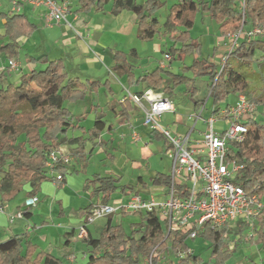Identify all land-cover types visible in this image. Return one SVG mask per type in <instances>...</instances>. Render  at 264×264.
<instances>
[{"label": "trees", "instance_id": "1", "mask_svg": "<svg viewBox=\"0 0 264 264\" xmlns=\"http://www.w3.org/2000/svg\"><path fill=\"white\" fill-rule=\"evenodd\" d=\"M109 0H80L82 9L87 10L94 4L101 10ZM113 12L130 9L137 16L138 36L142 40H152L156 36L169 35L173 44L169 52L173 57L195 53L191 65H185V71H192L196 76L210 78V97L214 103L225 100L230 93H244L251 100L264 108V93L258 94L251 88L250 75L261 76L253 68L256 50L263 51L264 37H244L241 44L231 51L225 61L216 63L210 58L200 56L201 44L190 33L194 26L195 13L198 10L209 12L224 34L236 32L248 25L253 29L264 23V0H245L241 9L240 0H177L169 7L166 20L162 23L158 11L165 6L163 0H112ZM196 4L197 7L192 9ZM22 15L9 16L7 24L19 32L26 27L19 22ZM250 30V29H249ZM15 38V36H13ZM9 42L0 46V52L6 51L16 56L17 49ZM112 70L126 75L130 83L148 81L150 84L170 92L173 87L189 83L194 78L185 73H175L171 69L156 68L143 77L137 78L134 65L128 61L125 52L114 50ZM37 60L46 64L43 69H35L21 76L19 84H4L0 77V204L12 200L23 191L26 183L30 184L29 195L41 190L42 183L49 178L60 181L69 170V163L59 162L53 169L62 175V179L52 176L45 166L46 153L63 144L72 147L73 157L88 162L84 136H70L69 131L77 127L75 116L66 106V101H79L86 97L90 89L97 90L102 85L97 80L83 82L70 77L62 59H49L46 55ZM264 72V61L259 63ZM170 76L173 87H164L165 76ZM136 81V82H137ZM203 101H196L199 106ZM128 107L130 101L123 100ZM125 107V108H126ZM103 114L96 116L90 133L98 136L105 128ZM245 139L230 144L228 156L236 158L244 167L233 181L242 186L248 194L264 195V124L257 119L248 121ZM163 135V134H162ZM164 136V135H163ZM170 147L167 141V149ZM144 183L142 177L139 181ZM152 183L170 188V173L158 172L152 176ZM94 196L109 198L118 190L136 191L133 185L123 184L120 176L96 173L88 179ZM180 195L188 193L185 185L177 186ZM4 206V205H3ZM92 208V207H91ZM91 210V209H90ZM89 210V212H90ZM88 212V213H89ZM26 216H30L25 211ZM247 225L241 223L235 229L212 228L205 223L199 229L198 237L211 241L213 256L223 264H228L235 250L246 240L243 231ZM229 231V232H228ZM229 234L230 237H229ZM188 232L172 229L168 232L166 224L154 212H139V220L131 222L127 231L122 223H113L111 217L99 237L91 234L84 238L90 247L86 264H175L172 253L185 251L179 257V264L197 262L199 255L190 245ZM256 236L264 242V210L256 225ZM231 236H233L231 238ZM254 237V236H253ZM253 237L251 239H253ZM191 249V252L188 250ZM226 261V262H225ZM0 264H64L61 258L48 251H38L37 246L22 236H13L0 242Z\"/></svg>", "mask_w": 264, "mask_h": 264}, {"label": "crops", "instance_id": "2", "mask_svg": "<svg viewBox=\"0 0 264 264\" xmlns=\"http://www.w3.org/2000/svg\"><path fill=\"white\" fill-rule=\"evenodd\" d=\"M14 1L16 0H0V46L5 43L13 42V47L17 49L16 56H12L6 51L0 52L1 81L4 84L7 82L19 84L22 75L27 74L35 69H43L46 66L45 63L37 60L39 57L46 55L49 59H62L70 77L79 78L83 82L89 80H97L101 82L102 85L99 87V89L88 90L86 97L83 100L66 101L65 103L67 106V102H72V104H84L85 100L88 101L86 105L81 104L80 107L77 108L76 112H74L75 110H72L68 106L67 107L75 116L74 122L77 123L76 129L70 130L69 135L84 136L87 138V140H90V144L86 142L85 145V150L88 152L90 162L94 157L93 152L96 149H99L101 153L103 149L100 148V146L107 145L110 142L113 146L115 143V139L112 136L111 138H108V140L103 138L105 131L109 133L117 131V134L120 137L119 139L121 140H126L127 138L134 140V133H138L141 136V139L145 138L150 141L157 137H164L161 133L152 131L149 127L144 125L143 111L133 101L128 99L130 101L128 104L129 106H125L126 108L123 106L122 102L129 92L143 93L148 89H152L155 93H161L162 95L171 99L175 105V111L165 113L162 116V124L170 128L172 131L178 133H187L191 127H193L195 123L193 114L200 112L202 107L205 105L204 110L207 109L209 114L208 116L204 117L203 110L202 118L197 121L193 130V136L196 140H200L202 138V132L206 128L205 120L214 113L218 116V118H220V109L235 104L238 101L239 94H241L236 93L237 97L234 101H228V98H226L219 103H214L213 98L210 97V82H208L209 90L207 91V95L200 99H196V96L201 89L195 85V80L200 77L208 76H196L192 71H190V73L193 74L191 77L194 79L188 83L185 93L189 92L191 94L192 107L194 110L188 113H183L179 109V103L176 104L173 98L176 88L181 84L173 87V81L170 76L166 75L163 82L164 87H173L172 90L168 92L163 88H158L157 86L150 84L145 80L137 81L138 79H136L134 83H130L126 75H120L112 70L113 65L115 64L113 49L126 53L128 61L134 65V73L137 78L143 77L158 67L163 68L160 65L159 58H156V64L152 65L151 61H153L154 58L152 55H150L149 57L145 58L147 65L142 68L143 71L138 72L137 69L143 67L142 60L144 57H142L141 53L136 47H130L128 49L133 41L140 40L138 36L137 16L132 10L124 9L118 13H114L112 10V0H109L101 10H99L95 4L91 8L84 10L82 9L80 0H61L66 1L70 8L67 18L72 26H69L67 22L64 21L50 24L47 20L45 7H36L30 3L23 2L22 0H17L22 3V6L21 10L16 12L13 10ZM137 1L141 3L144 0ZM176 1L177 0H174V2ZM172 4L168 6V12L169 7ZM196 7L197 5L194 8L192 7V9H195ZM15 13L22 15L19 22H21L23 25L25 23V32H19L16 29H13V33L9 31V29L11 30V27H9L7 24V20L9 16ZM208 14L211 16L209 12ZM165 20H161L162 23ZM244 29L249 30L251 27L246 25L244 26ZM219 31L220 32L218 34L222 35V43L225 44L226 40H228V44L231 45V51L235 50L244 39L240 38L238 45L232 49V39L228 36L229 33L224 34L220 29V25ZM13 36H15V38H13ZM161 37H163V42L166 39H169L171 45L173 44V40L169 35H163ZM192 38L197 41V39L193 36ZM215 40L217 45L218 36H216ZM155 45L157 48L159 47L158 44ZM225 45H227V43ZM169 47L165 48L164 53H170ZM170 54L173 55L172 53ZM191 54H193L194 59L196 54ZM228 54L229 53L226 55ZM187 55H183L181 60L184 61ZM11 59L18 61V70H11L9 68V61ZM174 59L175 57L172 58V60ZM172 60L170 62H172ZM164 69H171L173 72H175L174 68H172V65H169ZM101 75H103V77L106 75V78H101ZM205 84H207V82ZM202 87H205L203 83ZM229 95L235 94L230 93ZM203 100L204 103L202 102L199 106H197L195 103L196 101ZM223 103H225V105H223ZM137 109L139 110V114H136L135 112ZM197 109H199V111H197ZM98 114L104 115L103 119L105 121V128L98 136L92 137L90 129L94 127L96 116ZM168 114H175V118L171 122L165 121V118ZM191 120L193 121L192 123ZM201 120L202 123L200 125L199 121ZM221 124L222 121H219L218 126H221ZM121 145L118 144V146ZM74 146L75 145L69 144H63L60 146L64 150L71 153L72 159L69 162V170L62 180L57 181L55 178H49L47 180L50 182L49 187L51 189L54 187L58 188L56 191L52 190V192H47V190H45V180L42 183L41 190L35 194V196H37L39 199L37 205L32 208H28L25 205V199L32 195L27 194V191H29L31 187L29 183H26L23 191L18 193L21 194L24 192V198L22 201H20L18 204H12V200L18 195L17 194L12 200L3 202L4 212L0 213V242L6 241L13 236H22L34 243L37 246L38 251H48L61 258L63 262V258L65 257V259L69 260L73 264L78 260V256L74 255L75 253L73 249H75V247H77L79 244L83 243L86 246V249L83 250V257L87 261L90 247L86 245L83 239L76 238V233L78 228L84 223L91 207L98 201L116 203L125 198V195L128 193L136 191H123L121 193L122 195L119 194L120 196L115 200L114 195L118 191L113 193L109 198L103 197V195L98 197L94 196L91 186L88 185V179L92 177L90 165H88L86 166L85 180L82 183L77 182L79 186L75 188L74 194L69 195L72 197L71 200L75 201L76 199H81L82 194H84V199L88 201L84 206L78 207L79 210L84 212L83 214L79 213L78 217L67 216L66 203L64 198L60 196L59 191L65 189L69 185L72 178L71 175L78 176L81 172L79 170L80 166L79 168H76V164L79 165V161L82 162L83 160L73 157L72 147ZM105 150L113 158L116 157V153L114 152L116 147H113L112 150L106 147ZM164 151H167V142L164 146ZM101 154H103V151ZM102 158L106 157L102 156ZM82 163L85 164L84 161ZM75 172L78 173L75 174ZM94 174H96V172L93 173V175ZM51 175L56 177L55 173H52ZM120 177L122 178L123 175ZM140 177H142L144 180L143 176H138L136 183H143L141 180L139 181ZM158 191L162 196L161 198L157 197L153 191H150V194L148 195L143 194L141 191L137 193L142 194L146 198L155 197L158 200H164L166 197L167 188H159ZM21 210L28 211L30 216H26L24 211V216H17L15 220L11 222L9 219L10 215H17ZM55 213L58 216L56 219H53V215ZM123 214H128V212L116 213L108 217L97 219L100 223L95 228L97 234H93L94 232L91 228V224L88 226L89 234L94 237H99L102 234L106 222L110 217L114 224L121 223L116 220V216ZM136 214L139 215V213ZM137 220H139V218ZM56 250L58 251L57 253L55 252Z\"/></svg>", "mask_w": 264, "mask_h": 264}, {"label": "built area", "instance_id": "3", "mask_svg": "<svg viewBox=\"0 0 264 264\" xmlns=\"http://www.w3.org/2000/svg\"><path fill=\"white\" fill-rule=\"evenodd\" d=\"M22 1L36 7H45L50 24L64 21L72 26L67 18L70 8L66 1ZM244 5L245 0L242 1V8ZM21 6V2L17 0L13 2L14 11L19 12ZM262 34H264V23L250 30L241 27L228 36L232 39V49H234L240 38L251 39ZM171 60L172 55L165 53V59L160 61L161 67H168V62ZM9 68L18 70V61L11 59ZM126 98L143 111L144 125L152 131L163 134L167 139L170 147L166 152L172 159L171 186L167 189L165 200H158L155 197L146 198L140 193L131 192L116 203L96 202L84 223L78 228L76 238L88 237V226L97 219L121 212H154L166 224L168 232L172 229L188 232V239H196L199 229L205 223H210L212 228L219 230L226 228L229 231L245 223L252 231L244 236L251 239L255 235L259 216L264 210V196L258 193L248 194L242 186L233 181L244 164L239 163L236 158L229 157L228 152L231 143L245 139L248 121L256 119L258 115V104L246 94H239L235 104L220 109V118L214 113L205 120L206 128L202 132V138L196 140L193 130L197 121L202 118L205 105L200 112L193 114L195 118L193 127L187 133H178L162 124V116L167 112L175 111L171 99L161 93H155L152 89L143 93L129 92L124 99ZM219 121H222L221 126H218ZM133 139L139 141L141 136L134 133ZM71 159L70 152L62 147L55 148L46 153L45 166L50 174L55 173L58 179H62V175L53 167L59 162L69 163ZM178 185H185L189 190L188 193L184 196L180 195ZM38 200L35 195L28 196L25 205L32 208L37 205ZM24 211L10 215V221L13 222L17 216H24ZM2 212L4 206L0 204V213ZM228 235L230 237L231 234ZM177 255L184 257L186 252L179 251Z\"/></svg>", "mask_w": 264, "mask_h": 264}, {"label": "rangeland", "instance_id": "4", "mask_svg": "<svg viewBox=\"0 0 264 264\" xmlns=\"http://www.w3.org/2000/svg\"><path fill=\"white\" fill-rule=\"evenodd\" d=\"M165 2V6L161 8L158 11V17H160L161 20H165V18L168 15V6L174 2V0H163ZM242 1L240 0L238 2V7L241 8ZM196 5H193L194 8ZM219 31V25L218 23L208 14V12H203L201 10H198L195 13V24L194 27L191 30V34L194 38L197 39V41L201 44L200 48V56L202 57H208L211 58L216 63H221L226 59V54L230 53L231 51V45L228 44V40H226L227 45H225L223 42V39L221 38L222 35L218 34ZM216 36H218L217 45H216ZM260 37V35H259ZM262 37H264V34H262ZM163 37L156 36L153 40H135L131 43V45L128 47H136L139 52L141 53L143 60V67L138 68V72H142V68H144L147 65L146 57H149L152 55L154 58L152 62V65L156 64V58H159V61L165 59V53L164 50L166 47H169L171 45V42L169 39H166L164 42L162 41ZM155 44H158V48ZM193 61V54H189L185 57V60H181L178 57L172 62H168V65H172V68H174V71L177 73H185L189 76H192L193 74L190 73V71H185L183 68L185 65H190ZM264 61L263 51L256 50V61L253 63V68L261 74V76L256 75H250V83L251 88L254 89L258 94L264 93V72L262 70V67L260 66V62ZM101 78L105 79L106 75L103 77V75L100 76ZM207 82V84L205 83ZM208 82H210L209 77H200L195 80V85L200 88V92L197 94L196 99H200L203 96L207 95V91L209 90ZM8 83V82H7ZM6 83V84H7ZM202 83L205 85V87H202ZM188 87V83H183L179 85L173 95V98L177 103H179V109L181 112H191L194 110L192 107V100H191V94L189 92L185 93L186 89ZM235 95H229L227 98L228 101H234L237 97L236 93ZM89 99V98H88ZM87 99V100H88ZM88 101L85 100L84 104L86 105ZM257 103V102H256ZM84 105L83 103H81ZM81 104H72V102H67V106L71 108L72 110L77 111V108L80 107ZM225 105V103H223ZM222 105V106H223ZM90 108V107H89ZM199 111V109H197ZM136 114H139V110H135ZM258 115L256 119L264 124V108L260 107L258 104ZM208 110L205 109L203 112V116H208ZM141 115V113H140ZM175 114H168L165 118L166 122H171L175 116ZM108 119V117H107ZM195 119V118H194ZM193 121L191 120V123ZM202 120L199 121V124L201 125ZM107 136H106V135ZM111 136L115 139V143L113 146L111 145V142L107 145L100 146L103 150L100 153L99 149H96L93 152V159L88 160V162H85L83 164L79 161V165L76 164V168H79L81 171L79 175H71V181L69 185L63 189L60 190V196H62L66 203V213L67 216H75L78 217L79 213H82L84 211L79 210V206H84L88 200L84 199V194H82L81 199H76L75 201L71 200L72 197L69 195L74 194V190L76 187H78L77 182H83L86 178L85 172H86V166L90 165L91 169V175L93 176V173H101L104 174H111L114 176L117 175H123L122 177V183L123 184H129L133 185L135 190L141 191L143 194H150V191H153L154 194L161 198V194L159 193L158 189L163 188V185H156L152 183V176L157 174L158 172L163 173H170L171 171V158H169L166 151H164V146L166 144V138L165 137H157L153 139L152 141L147 140L145 138H142L139 141L131 140L130 138H127L126 140L119 139L120 137L117 134V131H113L112 133H109L107 131L104 132L103 138L105 140H108V138H111ZM87 143L90 142V140H86ZM148 142V143H147ZM90 144V143H89ZM121 145V146H118ZM106 147H108L110 150L113 149V147H116V150L114 151L116 153V157L113 158L106 152ZM102 156H105L106 158H102ZM78 172H75L77 174ZM138 176H143L144 183H139L137 181ZM45 184V190L47 192H52V190L56 191L58 188L54 187L51 189L49 187L50 182L46 180ZM123 191L118 190V192L114 195V200L117 199L120 195H122ZM120 194V195H119ZM264 196V195H263ZM24 198V192L21 194H18L13 200L12 204H18L20 201H22ZM87 198V195H86ZM166 197L164 198V200ZM57 214L55 213L53 215V219L57 218ZM139 215L136 213H128L123 215L116 216V220L118 222L123 223L124 227L127 231L131 230V222L136 221L139 217ZM40 220V219H39ZM100 223L97 221H94L91 224V228L93 229V234H97L95 231L96 227ZM251 229L246 227V229L243 231L244 234L248 235L251 233ZM243 234V236H244ZM233 237V236H231ZM245 237V236H244ZM190 245L192 248L195 249L196 254L199 255V260L197 262L190 261V264H223L220 261H218V258L213 256L212 252V245L211 241L204 239L202 237H197L196 239H190L189 240ZM86 249L85 244L81 243L77 247H75L74 255L78 256V260L74 264H86V260L83 257V250ZM58 252L57 250L55 251ZM172 259L174 260L175 264H179V257L177 253L171 254ZM64 259V264H73L69 260ZM226 262V261H225ZM228 264H264V242H262L256 234L254 235L253 239H247L235 250L233 256L228 259Z\"/></svg>", "mask_w": 264, "mask_h": 264}]
</instances>
